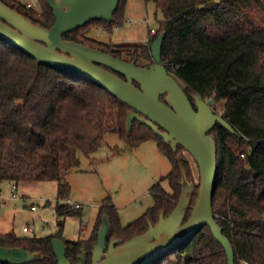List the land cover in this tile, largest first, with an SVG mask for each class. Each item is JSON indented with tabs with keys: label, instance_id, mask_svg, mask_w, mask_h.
<instances>
[{
	"label": "trees",
	"instance_id": "1",
	"mask_svg": "<svg viewBox=\"0 0 264 264\" xmlns=\"http://www.w3.org/2000/svg\"><path fill=\"white\" fill-rule=\"evenodd\" d=\"M128 0H120L113 22L94 21L62 36V40L100 51L113 58L151 62L150 45L164 33L160 58L166 70L190 98L214 99L220 116L236 131L234 136L216 124L210 131L216 145L217 178L212 200L215 221L232 248L234 264H264V0H143L162 15L159 28L149 32L142 46L110 45L88 37L94 29L121 28ZM33 25L50 29L54 23L47 0L38 11L26 10L18 0H0ZM215 107L212 108L215 112ZM129 108L94 84L37 64L20 50L0 40V183L54 182L56 231L47 237L0 235V246L24 249L40 258L26 264H57L52 241L65 246V258L91 264V251L106 217L110 228L106 245L124 244L144 235L149 224L167 218L181 197V182L192 181L184 151L133 122L126 131ZM215 114V113H214ZM135 148L154 141L168 160L166 180L150 189L153 205L122 227L109 198L101 202L86 240L63 238L66 218H81V208L64 204L70 188L65 177L104 143L107 134ZM197 186L187 195L184 222L197 198ZM24 233V232H23ZM27 234V233H25ZM150 264H227L223 248L203 227L174 251Z\"/></svg>",
	"mask_w": 264,
	"mask_h": 264
},
{
	"label": "water",
	"instance_id": "2",
	"mask_svg": "<svg viewBox=\"0 0 264 264\" xmlns=\"http://www.w3.org/2000/svg\"><path fill=\"white\" fill-rule=\"evenodd\" d=\"M120 0H47L54 23L50 29L33 25L29 20L0 2V40L26 54L37 64L51 70L86 80L104 90L123 104L126 131L133 122L145 126L173 151L180 146L194 160L200 175L195 205L184 222L187 193L192 187L184 179L181 197L174 211L156 226L149 224L147 232L124 244L112 241L106 245L110 223L102 218L97 241L91 251V264H150L174 251L207 226L227 257L234 264V255L222 228L215 221L212 200L217 178L216 145L210 131L218 124L230 134L240 137L227 121L214 114V99L205 101L192 95L195 110L176 80L169 77L160 58L164 33L150 45L152 64L147 69L136 68L135 60L126 63L100 51L62 40V36L94 21L113 22ZM117 75L122 76L121 79ZM137 86H136V85ZM165 97V103L160 101ZM57 264H70L65 258L66 246L52 241ZM40 258L24 249L0 246V264H26ZM79 264H85L81 252Z\"/></svg>",
	"mask_w": 264,
	"mask_h": 264
},
{
	"label": "rangeland",
	"instance_id": "3",
	"mask_svg": "<svg viewBox=\"0 0 264 264\" xmlns=\"http://www.w3.org/2000/svg\"><path fill=\"white\" fill-rule=\"evenodd\" d=\"M128 19L132 20V25L124 23L121 28L113 29L112 32L94 29L88 32V37L110 45H146L150 30H158L162 15L153 4H145L143 0H128L124 21ZM214 107V113L220 116L219 105ZM182 155L189 163L192 173L191 182L184 180L193 191L197 186L198 193L199 170L188 153L183 151ZM79 160V168L71 171L65 179L70 188V206L77 204L81 208V218L65 219L63 238L66 240H86L89 237L98 209L105 198L111 200L117 210L120 225L125 227L153 205L150 196L152 186L160 183V186L169 192L167 181L162 179L170 173L171 166L154 141H145L135 148H130L120 141L116 134H107L104 143L94 154L88 158L80 156ZM27 184L24 188L27 197L23 198L18 188L17 199L12 200L10 183H1L0 197L4 200L0 199V206L5 205L17 210L15 234H21L22 228L27 227L31 232L21 237L50 236L56 231L52 209L56 198V184ZM29 205L37 207L34 216L27 211Z\"/></svg>",
	"mask_w": 264,
	"mask_h": 264
},
{
	"label": "crops",
	"instance_id": "4",
	"mask_svg": "<svg viewBox=\"0 0 264 264\" xmlns=\"http://www.w3.org/2000/svg\"><path fill=\"white\" fill-rule=\"evenodd\" d=\"M127 5H128V1H127V4H126V8H125V12H126V9H127ZM124 12V13H125ZM130 20V19H128ZM69 174V173H68ZM67 174V175H68ZM66 175V176H67ZM66 180V179H65ZM27 183H30V182H25V183H20L18 185L14 184L16 189H15V198L12 197V193H11V187L13 186L12 183H10V188H9V191H10V197L12 200L14 199H17V194H16V191L17 189L19 188L20 189V194L21 196H23V198H26L27 195L25 194V191H24V188H25V185H28ZM40 183H44V182H40ZM39 183V184H40ZM1 184V183H0ZM2 197H0L1 199ZM1 200H4V198H2ZM66 200H69L70 202V199H66ZM65 200V201H66ZM63 202L64 204H66V202ZM68 205V204H67ZM71 205V202L70 204ZM77 205V204H76ZM26 206V205H25ZM34 206L36 207L35 205H29L28 206V212L31 216H34V214H36L37 212V207H36V210L31 212L30 211V208ZM78 206V205H77ZM17 215V210L16 209H13V208H10V207H6L5 205H2V207L0 206V235H5V234H8V233H14L15 234V231H14V224H15V217ZM27 228V227H26ZM23 229V228H22ZM31 231V230H30ZM81 231H83V228H81ZM21 234H15L17 237H21V236H26L25 233H23L22 231L20 232Z\"/></svg>",
	"mask_w": 264,
	"mask_h": 264
},
{
	"label": "built area",
	"instance_id": "5",
	"mask_svg": "<svg viewBox=\"0 0 264 264\" xmlns=\"http://www.w3.org/2000/svg\"><path fill=\"white\" fill-rule=\"evenodd\" d=\"M21 5H22L26 10L38 11V9H39V0H21ZM125 24H126V25H132L133 22H132V20H126V21H125ZM115 29H116V28H114V30H115ZM150 32H151V34H154V31H153V30H150ZM15 189H16V187H15V185L13 184V186L11 187V193H12V197H13V198H15ZM65 202H66V204H68V205L70 204L69 200H66ZM75 207H79V206L75 205ZM35 210H36V207H34V206H32V207L30 208V211H31V212H33V211H35ZM22 232H24V233H30L31 231H30V229L24 227V228L22 229Z\"/></svg>",
	"mask_w": 264,
	"mask_h": 264
},
{
	"label": "flooded vegetation",
	"instance_id": "6",
	"mask_svg": "<svg viewBox=\"0 0 264 264\" xmlns=\"http://www.w3.org/2000/svg\"><path fill=\"white\" fill-rule=\"evenodd\" d=\"M133 60H135V63H134V65H135V67L136 68H140V69H147V68H149V66L152 64V58H151V62L150 63H147V62H144V61H142V60H139V59H136V58H132V59H130V58H125L124 60H122V61H124V62H126V63H130L131 61H133ZM167 71V70H166ZM167 74H168V76L169 77H171V78H173L172 77V75L167 71ZM118 77H120L121 79H124L122 76H120V75H117ZM174 79V78H173ZM175 80V79H174ZM136 85V84H135ZM137 86V85H136ZM188 98V100L190 101V103H191V105H192V107H193V109L195 110V106H194V101L192 100V98H191V96H190V98L189 97H187ZM205 100V99H204ZM160 101L162 102V103H165V97H161L160 98ZM205 101H208V100H205Z\"/></svg>",
	"mask_w": 264,
	"mask_h": 264
}]
</instances>
